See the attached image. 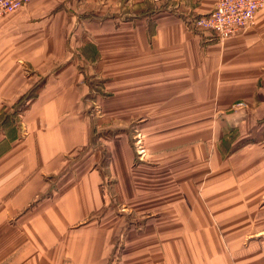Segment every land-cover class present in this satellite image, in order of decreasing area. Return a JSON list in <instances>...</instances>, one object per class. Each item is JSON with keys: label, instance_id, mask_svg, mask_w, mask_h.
I'll return each instance as SVG.
<instances>
[{"label": "crops", "instance_id": "1", "mask_svg": "<svg viewBox=\"0 0 264 264\" xmlns=\"http://www.w3.org/2000/svg\"><path fill=\"white\" fill-rule=\"evenodd\" d=\"M217 2L0 18V264H264V10L221 40Z\"/></svg>", "mask_w": 264, "mask_h": 264}, {"label": "built area", "instance_id": "2", "mask_svg": "<svg viewBox=\"0 0 264 264\" xmlns=\"http://www.w3.org/2000/svg\"><path fill=\"white\" fill-rule=\"evenodd\" d=\"M32 0H0V18L14 12ZM264 10V0H218L215 9L206 15L195 16L192 23L197 30L212 31L219 39L226 38L255 25L259 12ZM242 108L248 104L240 102ZM139 137V136H138ZM141 137L135 141L137 153L143 156L144 146Z\"/></svg>", "mask_w": 264, "mask_h": 264}, {"label": "rangeland", "instance_id": "3", "mask_svg": "<svg viewBox=\"0 0 264 264\" xmlns=\"http://www.w3.org/2000/svg\"><path fill=\"white\" fill-rule=\"evenodd\" d=\"M75 54L76 55H78L79 53H77L76 51H75ZM93 111H96L95 112V116L97 117V116H99V115H101V110H97V108L96 107H94L93 106ZM98 111V112H97ZM97 119V118H96ZM139 121H141L142 119H138ZM96 130H100L99 132H101L102 130L101 129H99L98 128V126H97V128H96ZM109 133H107L106 131H105V133H102L101 132V140L103 141V139L108 135ZM131 135H132V146H133V148H134V150H135V153H136V155H137V160H141V161H144L145 160V158H146V156H147V154H148V147H147V145H146V142H145V136H144V133H143V131L141 130V128H139V127H137V126H135V127H133V128H131ZM141 137V144L144 146V155L143 156H141V155H139L138 153H137V146H136V144H135V141H137L138 140V138L139 137ZM109 156H108V154H106V160H105V164L107 163V158H108ZM112 180H114L113 178H111V177H108V179H107V181H108V184L110 185L111 184V181ZM111 186V185H110ZM111 189H112V187H110ZM113 190V189H112ZM113 195H114V192L112 191L111 192V197H113ZM112 204L114 205V207L115 208H117L116 207V204H115V202L113 201L112 202ZM118 209V208H117ZM121 209H124V208H121ZM140 226V225H139ZM138 226V227H139Z\"/></svg>", "mask_w": 264, "mask_h": 264}, {"label": "trees", "instance_id": "4", "mask_svg": "<svg viewBox=\"0 0 264 264\" xmlns=\"http://www.w3.org/2000/svg\"><path fill=\"white\" fill-rule=\"evenodd\" d=\"M96 84V83H95ZM27 95H25V97H26ZM22 99V98H21ZM21 101V100H20Z\"/></svg>", "mask_w": 264, "mask_h": 264}]
</instances>
